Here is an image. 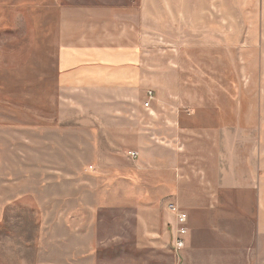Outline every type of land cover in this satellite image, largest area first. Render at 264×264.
Listing matches in <instances>:
<instances>
[{
    "label": "rangeland",
    "instance_id": "rangeland-1",
    "mask_svg": "<svg viewBox=\"0 0 264 264\" xmlns=\"http://www.w3.org/2000/svg\"><path fill=\"white\" fill-rule=\"evenodd\" d=\"M74 3L142 6L144 47L156 54L143 58L140 92L56 88L60 16L68 28ZM148 89L142 133L125 138L124 116ZM157 115L182 118L174 139ZM192 116L237 127L232 152L264 156V0H0V264H185L175 227L140 217L125 193L152 191L156 145L181 156L178 129ZM156 226L151 240L144 228Z\"/></svg>",
    "mask_w": 264,
    "mask_h": 264
},
{
    "label": "crops",
    "instance_id": "crops-1",
    "mask_svg": "<svg viewBox=\"0 0 264 264\" xmlns=\"http://www.w3.org/2000/svg\"><path fill=\"white\" fill-rule=\"evenodd\" d=\"M142 18V6L120 8L74 3V17H68L70 32L67 18L63 13L60 16L57 47L61 69L56 88L140 92L143 58H153L156 54L144 47ZM142 104L133 102L131 106L138 108L135 114L124 116L125 138L136 139L142 133ZM154 119L167 124L166 140L169 136L174 139V125L182 118L157 115ZM196 119L192 116V125L178 129V135L182 136L178 139L181 156H173L167 145H156L149 168L148 186L152 191L127 190V201L137 204L135 209L140 217L149 215L151 221L157 222L162 219L169 225L167 228L175 227L174 215L167 204L174 203L187 213V232L180 253L185 264H264V156L234 153L242 143L233 135L237 127L229 128L218 119L198 126ZM154 133L164 134L156 130ZM260 134L264 139V129ZM258 148L264 150V142L259 141ZM166 171L174 173L171 181L165 179ZM160 185L167 188L164 195L159 193ZM164 197L167 204L160 214L159 203ZM218 198L223 202L221 212L206 213V204ZM229 203H232V213L227 212ZM197 229L199 233H195ZM144 230L151 240L159 232L158 226Z\"/></svg>",
    "mask_w": 264,
    "mask_h": 264
},
{
    "label": "built area",
    "instance_id": "built-area-1",
    "mask_svg": "<svg viewBox=\"0 0 264 264\" xmlns=\"http://www.w3.org/2000/svg\"><path fill=\"white\" fill-rule=\"evenodd\" d=\"M145 96H146V99L142 105L145 108H149L150 103H151L150 101L154 97V92L152 90H148ZM129 154L131 157H136V155H138L136 151H130ZM167 207H168V210L171 213H173L174 220H176L177 222V227L175 226L176 230H175L174 243L172 242V248L174 252L176 253L177 249H179L184 244L183 236L186 234V231H187L186 226H185L187 216H186V212H184L182 209L179 208L178 205L174 203L168 204Z\"/></svg>",
    "mask_w": 264,
    "mask_h": 264
}]
</instances>
